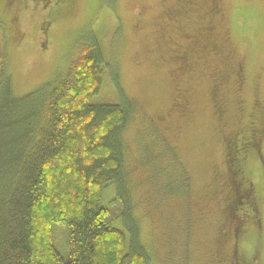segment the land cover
Returning <instances> with one entry per match:
<instances>
[{"label": "rangeland", "instance_id": "obj_1", "mask_svg": "<svg viewBox=\"0 0 264 264\" xmlns=\"http://www.w3.org/2000/svg\"><path fill=\"white\" fill-rule=\"evenodd\" d=\"M208 6V0H0L6 71L15 96L62 77L80 43L94 37L110 66L91 103L119 102L122 94L116 85L137 101L122 133L124 161L150 264H234L229 255L235 240L245 259L255 253V264H264V167L257 156L242 162L254 183L258 219L255 215L242 221L237 237L221 210L224 199L231 197L224 184V134H243L251 117L264 112V0H217L215 15L207 14ZM175 13L179 15L173 27L165 18ZM210 25L216 42L213 51L198 45L207 46L201 28ZM179 31L184 32L180 38ZM173 41L189 51L191 70L178 82ZM212 68L223 74L232 71L221 89L227 107L222 119L213 112L209 98ZM116 71L113 80L110 72ZM177 83L184 89L187 109L181 117L178 108L171 107ZM261 149L264 155V139ZM157 168L160 173L154 174ZM184 178L185 193L179 187ZM168 182L174 192L164 199L158 187ZM240 190H236L238 201ZM113 194L109 185L101 203L106 205ZM240 207L250 215L249 204ZM107 208L113 213L114 207ZM242 211L234 207L232 215ZM62 226H54L55 243L66 257Z\"/></svg>", "mask_w": 264, "mask_h": 264}, {"label": "trees", "instance_id": "obj_2", "mask_svg": "<svg viewBox=\"0 0 264 264\" xmlns=\"http://www.w3.org/2000/svg\"><path fill=\"white\" fill-rule=\"evenodd\" d=\"M4 36L0 24V264H150L124 161L122 133L137 101L116 85L122 94L119 102L91 103L110 66L94 37L80 43L62 77L17 97L6 71ZM110 73L116 80L117 71ZM223 75L215 72V77ZM212 78L208 89L220 95ZM259 118L252 116L242 133L251 124L264 126V112ZM223 141L225 162L240 185V172L247 175L241 155L248 147L237 138ZM109 185L114 194L105 205L101 199ZM171 186L158 187L164 199L174 192ZM179 187L187 191V178ZM107 206L114 207L113 213ZM57 224L66 231V257L55 243ZM253 254L241 264H255Z\"/></svg>", "mask_w": 264, "mask_h": 264}, {"label": "flooded vegetation", "instance_id": "obj_3", "mask_svg": "<svg viewBox=\"0 0 264 264\" xmlns=\"http://www.w3.org/2000/svg\"><path fill=\"white\" fill-rule=\"evenodd\" d=\"M209 1V6H208V9H207V14H217L218 12V7H217V0H208ZM178 11V10H177ZM176 11V12H177ZM180 12V11H179ZM178 12V13H179ZM177 13L175 14H170V15H166L167 18H170V22L172 23V25H176L177 21H178V15ZM212 26H205L203 28H201V34L205 40V42L207 43H210V47L207 43V46L206 47H203L204 45L203 44H198L200 43V41H197V44L199 45V47H201L202 49L206 48V49H210L211 51L215 50V45H216V42L215 40L213 39L212 37ZM179 32H182V31H179ZM184 35V32L182 33H178V36L177 37H182ZM185 38H189V36L185 35ZM195 42V40H194ZM204 43V42H203ZM175 47H173V52L174 53V58L177 60V64L176 66H174V71H175V75L178 77L177 80H175V82H178L180 81L179 77H181V75L184 73V72H189L191 70V68H189V63L187 62V56H189V51H188V48L184 46V44H181V43H176L174 44V41L172 43ZM209 47V48H208ZM200 50V49H199ZM238 67V70L236 69L235 73L237 74L236 76L237 77V81H240L241 79V75H240V72H241V66L239 64H237ZM211 71H213L211 73V76H213L212 80L215 81V87H217V89L219 88L220 89V92H221V89H222V86L227 82L228 80V77L229 75L231 76L232 74V71L231 73H229V70L227 73H224L223 76L219 77V76H216L215 77V72L216 74H223V73H220L218 72L219 70L218 69H211ZM231 78V77H230ZM214 84V82H213ZM180 84L177 83V92H179V95H178V103L177 105L173 106V108H178L177 110H179V112H182L185 110V103H184V98L183 96L181 95V92L183 93V89L181 90ZM216 89V90H217ZM221 93L219 95V91H218V94H217V91H215V89L212 90V88L210 89L209 91V98H210V101H211V104H212V108H213V111L214 113L216 114L217 117H219L220 119H222L225 115V112L227 110V107L225 105V102L223 101V99L221 100ZM182 101V102H180ZM230 133L229 134H224V138H237L239 143L240 144H244L246 143L245 145L248 147L246 148V150L244 152H242L243 155H241V159L243 161V159H249L252 155L254 156V158L257 156V160L259 162L260 165H263L264 167V155L262 153V149H261V144L263 142V139H264V130L263 128H259V127H256V126H253L252 124L244 131L243 134H236L234 131H229ZM248 150H252V152H249ZM247 152H249L247 154ZM247 155H246V154ZM226 164V172L227 173V177L226 179L224 180V184L227 185V187L229 188V191L231 192V197H229L228 199H224V204L221 206V210L222 212L224 211V214L227 215V223H231V232L235 233L237 237H239V234L241 232V228L240 226L243 225V222L242 221H245L247 222V220H252L254 218L255 215H257V219H258V214H257V194H256V191H255V188H254V183L251 179H249V177L245 174V172H240L241 174V178L238 179L240 185H236L235 180L234 181V178L233 176L231 175L230 173V169L231 167L229 166V164L225 163ZM241 189L240 191L243 193L242 195V204L244 206V203H245V207L249 204L250 205V215H248L246 211V209H243V207H238L236 205V193L237 191L236 190H239ZM263 191L264 193V186L261 190V192ZM264 196V195H263ZM250 198V199H249ZM234 207H236L237 209H241L242 208V212H240V216H233L232 215V208L234 209ZM245 216H247L248 218L246 219H243ZM237 241L235 240L234 241V245H233V250L232 252L230 253L229 257L233 259V263L234 264H241L242 262V259H243V256L242 254H240L238 251H237Z\"/></svg>", "mask_w": 264, "mask_h": 264}]
</instances>
